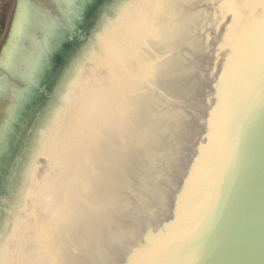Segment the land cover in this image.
Listing matches in <instances>:
<instances>
[{
  "label": "water",
  "instance_id": "water-1",
  "mask_svg": "<svg viewBox=\"0 0 264 264\" xmlns=\"http://www.w3.org/2000/svg\"><path fill=\"white\" fill-rule=\"evenodd\" d=\"M60 14L0 128V264H264V0Z\"/></svg>",
  "mask_w": 264,
  "mask_h": 264
},
{
  "label": "rangeland",
  "instance_id": "rangeland-1",
  "mask_svg": "<svg viewBox=\"0 0 264 264\" xmlns=\"http://www.w3.org/2000/svg\"><path fill=\"white\" fill-rule=\"evenodd\" d=\"M9 1L11 2L10 10L4 29V36L0 41V128L5 127L16 94L21 91L24 92L27 76L30 77L31 75L29 71L30 69L26 63L27 58L32 55L30 53L28 57L26 55L25 57L22 56L19 58L15 69L12 67H4V64L7 61L5 50L14 41V31L16 30V24L18 23V18L20 17L23 8L29 6L32 11V18L30 17V20L23 26V28L25 27L26 31H28L29 45L27 48H33V50H35L33 52L39 50L43 35L48 34L47 32L50 28L55 33V22H64L60 14L63 0ZM46 26L48 27L47 30L45 28Z\"/></svg>",
  "mask_w": 264,
  "mask_h": 264
},
{
  "label": "bare ground",
  "instance_id": "bare-ground-1",
  "mask_svg": "<svg viewBox=\"0 0 264 264\" xmlns=\"http://www.w3.org/2000/svg\"><path fill=\"white\" fill-rule=\"evenodd\" d=\"M31 12H32L31 8L29 6H25L23 8V10H22V13L20 14V17L18 18V27H17L18 31L16 30L17 35L15 36V39H14V41L12 43L10 51H9V53L7 55V61L4 64V67H6V68H11L12 67V68L15 69L17 67V62L19 61V58L22 57V56L25 57L26 55L28 57V55L30 53L32 55L29 56L28 58L26 57L27 58V60H26L27 62L26 63L28 65V68L30 69L29 70L30 73H31L30 77H36V75L32 71V67H33V64H34V61H35V58L37 56L38 51L33 52V51H35V50H33V48H31V49H29V47L27 48V46L29 45V41H28L29 37H28V34H27L28 31H26L25 27L23 28V26L30 20V17L32 15ZM45 28H46V30L48 29L47 26ZM50 30H51V28L49 29V31ZM49 31L47 33L48 34H52L53 30H51V33H49ZM24 91H26V88H25ZM22 92L23 91L18 92L16 94V96L21 94Z\"/></svg>",
  "mask_w": 264,
  "mask_h": 264
},
{
  "label": "flooded vegetation",
  "instance_id": "flooded-vegetation-1",
  "mask_svg": "<svg viewBox=\"0 0 264 264\" xmlns=\"http://www.w3.org/2000/svg\"><path fill=\"white\" fill-rule=\"evenodd\" d=\"M11 2L9 0H0V41L4 36V29L7 22Z\"/></svg>",
  "mask_w": 264,
  "mask_h": 264
}]
</instances>
